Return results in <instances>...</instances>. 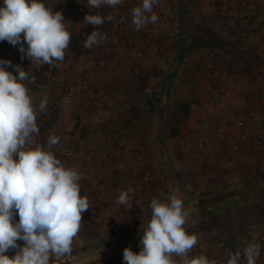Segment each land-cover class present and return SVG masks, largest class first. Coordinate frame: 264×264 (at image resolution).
I'll use <instances>...</instances> for the list:
<instances>
[{"label":"rangeland","instance_id":"rangeland-1","mask_svg":"<svg viewBox=\"0 0 264 264\" xmlns=\"http://www.w3.org/2000/svg\"><path fill=\"white\" fill-rule=\"evenodd\" d=\"M41 2L67 22L65 59L32 64L19 45L0 41V60L28 72L36 141L46 147L49 135L60 138L51 151L82 174L80 195L91 205L71 256L53 264H125L123 251L139 253L150 201L161 192L184 201L185 228L198 238L190 257L227 264L228 252L240 250L244 264L243 249L259 243L256 264H264V144L236 126L246 117L253 133H264V0H160L157 22L140 30L132 9L142 0L99 9L88 0ZM89 13L116 21L97 28L103 44L85 49L96 30L84 22ZM129 186L131 209L116 203L117 190ZM188 196L194 201L185 204Z\"/></svg>","mask_w":264,"mask_h":264},{"label":"clouds","instance_id":"clouds-1","mask_svg":"<svg viewBox=\"0 0 264 264\" xmlns=\"http://www.w3.org/2000/svg\"><path fill=\"white\" fill-rule=\"evenodd\" d=\"M123 0H88V6L115 8ZM160 0H142L132 9V24L140 30L158 20L153 6ZM116 21L112 14H86L84 22L96 30L83 42L85 49L103 44L106 36L97 28ZM61 12H53L41 0H3L0 6V41L13 46L33 63L58 66L65 59L71 32ZM25 43L27 47H25ZM13 68L17 73L6 70ZM29 74L9 60H0V264H53L70 257L72 244L81 225L82 214L91 208L89 199L80 195L82 174L66 167L51 149L60 142L49 135L46 147L36 141L39 134L34 97L24 83ZM34 82V78H33ZM47 110V97L39 111ZM116 203L132 208L134 189L117 190ZM162 197V198H161ZM151 218L141 227L139 253L126 247L125 264H222L204 254L189 256L198 238L186 228L189 213L176 192L150 201ZM18 214L19 220L14 217ZM24 242L23 246L17 244ZM17 249L14 256L6 253ZM261 254L259 243L243 249L244 264H256ZM227 264H241V251L228 252Z\"/></svg>","mask_w":264,"mask_h":264},{"label":"built area","instance_id":"built-area-1","mask_svg":"<svg viewBox=\"0 0 264 264\" xmlns=\"http://www.w3.org/2000/svg\"><path fill=\"white\" fill-rule=\"evenodd\" d=\"M236 126L241 130L243 136L246 138V139H256L257 137H261L262 134L260 133H253L252 130L250 129L249 127V119L244 117V118H241L240 120H238L236 122ZM235 149H237L235 147Z\"/></svg>","mask_w":264,"mask_h":264},{"label":"trees","instance_id":"trees-1","mask_svg":"<svg viewBox=\"0 0 264 264\" xmlns=\"http://www.w3.org/2000/svg\"><path fill=\"white\" fill-rule=\"evenodd\" d=\"M179 2H181L182 0H178ZM252 20L255 21V18L252 17ZM148 105H150L153 108L152 103L148 102ZM181 108L183 110L184 113H188L190 111L191 108V104L187 103V104H182ZM251 142L253 143H259L260 145L264 144V133H262L261 137H257L256 139H250ZM194 200L191 197H187V204L190 202L192 203ZM190 205V204H189Z\"/></svg>","mask_w":264,"mask_h":264},{"label":"crops","instance_id":"crops-1","mask_svg":"<svg viewBox=\"0 0 264 264\" xmlns=\"http://www.w3.org/2000/svg\"><path fill=\"white\" fill-rule=\"evenodd\" d=\"M175 189L180 190V192L183 191V188H181V187H180V189L179 188H175ZM184 192L186 193L187 191H185V189H184ZM185 204H187V202H185Z\"/></svg>","mask_w":264,"mask_h":264}]
</instances>
